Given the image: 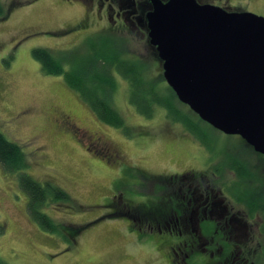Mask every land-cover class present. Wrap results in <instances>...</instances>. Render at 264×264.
<instances>
[{"label": "rangeland", "instance_id": "rangeland-1", "mask_svg": "<svg viewBox=\"0 0 264 264\" xmlns=\"http://www.w3.org/2000/svg\"><path fill=\"white\" fill-rule=\"evenodd\" d=\"M1 1L6 8L12 1L18 5L0 20V130L23 147L30 162L28 173L41 182L53 181L71 194L74 205L47 206L46 212L52 218L62 223L94 222L69 247L61 236L47 232L30 218L28 195L19 185V174L6 171L0 164L2 259L9 264H170L165 258L167 250L157 248L166 234L142 233L128 218L96 221L113 211L107 207L110 198L120 200L118 194L123 200L139 201L140 192L160 197L167 185L153 175L196 169H225L232 185L237 182L235 174L245 172L239 184L243 185L242 194L247 195L246 185H253V177L262 171L257 165L262 163L260 157L241 136L226 134L200 121L188 105L172 96L164 76L161 78L162 62L149 36L137 24L107 30L99 27L98 38L85 26L74 27L90 13L83 2ZM208 1L229 10L264 16V0ZM36 47L49 48L60 57L69 55L62 57L66 69L74 57L83 60L92 48L99 49L100 54L116 49L134 60L141 58L147 76L157 83L158 95L164 100L171 97L176 109L194 120L195 131L174 120L162 107H155L150 117L139 113L130 103L129 80L114 70L118 86L113 103L134 130L132 136H127L101 121L63 76L43 72L32 54ZM58 110L71 114L87 133L79 131L74 138L70 132L58 130L52 122ZM88 132L96 140L90 139ZM99 136L103 142L99 143ZM86 146L106 154H111L107 149L112 148L118 160L97 155ZM137 178L143 184L136 185ZM226 192L241 194L231 188ZM236 204V208L242 206ZM181 255L179 252L175 259L182 262Z\"/></svg>", "mask_w": 264, "mask_h": 264}, {"label": "flooded vegetation", "instance_id": "flooded-vegetation-1", "mask_svg": "<svg viewBox=\"0 0 264 264\" xmlns=\"http://www.w3.org/2000/svg\"><path fill=\"white\" fill-rule=\"evenodd\" d=\"M75 1L83 2L90 11L75 28L85 26L86 31L97 33L99 38V27L107 30L119 26L121 28L124 24L131 28L137 24V28L148 35L147 13L152 9L153 0ZM197 1L213 4L208 0ZM52 122L58 130L68 131L74 137L79 131L86 132L71 114L61 110L57 111ZM89 135L90 139L94 136ZM93 139L96 140V137ZM100 142H103L101 136ZM248 146L255 151L253 146ZM86 148L91 150L88 146ZM107 150L112 153L101 152L100 155L109 160H118L113 156L112 148ZM256 153L262 161L257 164L262 166V171L259 176L253 177V185H246V196L242 194L243 185L239 184L245 172L236 173L237 182L232 185L225 169H196L170 175H153L166 183L163 186L167 185V190L160 197L140 192L142 199L139 201H126L117 194L120 200L110 198L109 204L114 205V211L132 203L134 206H143L145 211L139 212L133 208L132 218L129 219L131 225L142 233L155 231L166 234L167 237L157 243V248L159 251L163 248L167 250L165 258L170 264H264V154ZM137 184H143L141 178H137ZM230 188L241 194L227 193L226 190ZM256 191L259 192L256 194ZM236 203L242 206L236 208ZM179 252L182 254V262L175 259L179 257Z\"/></svg>", "mask_w": 264, "mask_h": 264}, {"label": "water", "instance_id": "water-1", "mask_svg": "<svg viewBox=\"0 0 264 264\" xmlns=\"http://www.w3.org/2000/svg\"><path fill=\"white\" fill-rule=\"evenodd\" d=\"M147 20L178 100L264 154V16L197 0H153Z\"/></svg>", "mask_w": 264, "mask_h": 264}, {"label": "trees", "instance_id": "trees-1", "mask_svg": "<svg viewBox=\"0 0 264 264\" xmlns=\"http://www.w3.org/2000/svg\"><path fill=\"white\" fill-rule=\"evenodd\" d=\"M17 3L16 1H12L10 7L6 8L0 0V20L7 18L16 5H18ZM151 46L157 54L155 46ZM105 48L110 47L105 46ZM32 54L41 64L43 72L63 76L67 84L81 95L101 121L123 130L127 136H132L134 130L126 123L124 115L113 103V92L118 86L114 70L129 80L132 95L130 103L135 105L139 113L150 117L155 107H162L169 112V115L174 120L188 125L187 127L194 131L196 129L193 127L195 126L193 124L194 120L187 113H180L176 109V102L171 97L164 100L158 95L157 83L147 76L146 64L142 63L141 58L134 60L125 54H120L116 49H112L107 54H100L99 49L92 48L83 60L74 57L69 65V69H66V64L62 57L67 58L69 55L64 54L60 57L45 47L34 48ZM157 58L160 59L159 57ZM161 78H163V75H161ZM167 90L172 93V96L177 98L169 85ZM198 119L203 121L200 117ZM94 152L100 155L99 151L95 150ZM0 164L6 171L19 174V185L28 195L27 211L30 218L47 232L61 236L68 243L69 247L74 245V240L89 225L94 223H62L52 218L46 212L47 206L52 203H62V207L69 204L74 205L71 194L53 181L41 182L28 173L27 170L30 167V162L23 147L19 143L7 138L1 130ZM107 207L115 208L111 204ZM133 207L139 212L144 210L143 206L141 207L139 204L135 206L130 204V206H126V208L119 211L112 209L113 211L96 221L112 217L131 219ZM2 231L3 229L0 228V232ZM0 264L9 263L0 257Z\"/></svg>", "mask_w": 264, "mask_h": 264}]
</instances>
